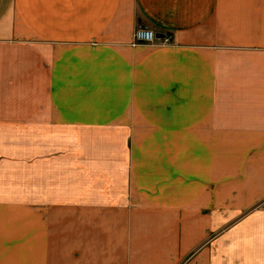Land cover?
<instances>
[{
	"label": "crops",
	"instance_id": "0c3cea01",
	"mask_svg": "<svg viewBox=\"0 0 264 264\" xmlns=\"http://www.w3.org/2000/svg\"><path fill=\"white\" fill-rule=\"evenodd\" d=\"M0 264H264V0H0Z\"/></svg>",
	"mask_w": 264,
	"mask_h": 264
},
{
	"label": "built area",
	"instance_id": "2783aa9c",
	"mask_svg": "<svg viewBox=\"0 0 264 264\" xmlns=\"http://www.w3.org/2000/svg\"><path fill=\"white\" fill-rule=\"evenodd\" d=\"M158 37L157 32L150 28L145 27H137L135 33H134V43L135 44H154L156 43ZM165 39L164 41H166Z\"/></svg>",
	"mask_w": 264,
	"mask_h": 264
},
{
	"label": "rangeland",
	"instance_id": "374dc122",
	"mask_svg": "<svg viewBox=\"0 0 264 264\" xmlns=\"http://www.w3.org/2000/svg\"><path fill=\"white\" fill-rule=\"evenodd\" d=\"M168 41H169V39H167V40L164 41V42L168 43ZM18 222H19L20 224H22L21 226H19V227L17 228L18 235L20 236V235L24 234V233H23V232H24V220H20V219H19Z\"/></svg>",
	"mask_w": 264,
	"mask_h": 264
},
{
	"label": "water",
	"instance_id": "95a60500",
	"mask_svg": "<svg viewBox=\"0 0 264 264\" xmlns=\"http://www.w3.org/2000/svg\"><path fill=\"white\" fill-rule=\"evenodd\" d=\"M158 36V35H157Z\"/></svg>",
	"mask_w": 264,
	"mask_h": 264
}]
</instances>
